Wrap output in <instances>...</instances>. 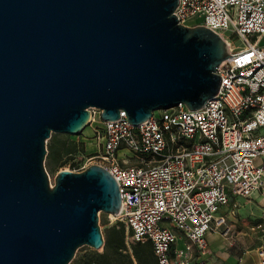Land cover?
I'll use <instances>...</instances> for the list:
<instances>
[{"label": "water", "instance_id": "water-1", "mask_svg": "<svg viewBox=\"0 0 264 264\" xmlns=\"http://www.w3.org/2000/svg\"><path fill=\"white\" fill-rule=\"evenodd\" d=\"M179 0H0V264H71L100 250L99 213L119 186L92 165L45 169L52 134L79 135L92 109L137 126L155 111L201 109L230 55L213 31L180 25Z\"/></svg>", "mask_w": 264, "mask_h": 264}, {"label": "built area", "instance_id": "built-area-1", "mask_svg": "<svg viewBox=\"0 0 264 264\" xmlns=\"http://www.w3.org/2000/svg\"><path fill=\"white\" fill-rule=\"evenodd\" d=\"M175 16L227 44L230 57L216 72L219 93L201 109L179 104L137 126L124 111L116 121L101 120L97 154L81 171L97 164L111 173L122 196L118 219L133 242H151L158 264H208V233L236 243L234 200L264 197V0H179ZM121 150L128 155L119 159ZM251 232L264 264V222Z\"/></svg>", "mask_w": 264, "mask_h": 264}, {"label": "rangeland", "instance_id": "rangeland-1", "mask_svg": "<svg viewBox=\"0 0 264 264\" xmlns=\"http://www.w3.org/2000/svg\"><path fill=\"white\" fill-rule=\"evenodd\" d=\"M226 37L228 38V40L230 42H232L235 46H238L239 48H243L242 42L237 38L232 36L231 32H227L226 33ZM92 117H93V121H91L88 126L85 128V130L80 133L79 135H70V134H52V140H55L57 143H62L65 141H69V142H73L75 144H83L85 146V150L83 152L79 151L72 157H70L68 159L67 164H65L63 167H57V166H49L47 163V159L45 161V169L46 172L48 173L50 180H51V184L54 186V182H55V178L57 176V174L60 171L63 170H69V171H73L76 173L82 172L81 169L87 164V159L90 157H93L97 154V146L95 145V140H94V135L90 138L87 136H83L84 132L91 129L95 128L97 126H101V111L97 110V109H92ZM81 136H83L84 138H86L87 141H84L81 139ZM50 143V140L47 143V149H48V144ZM127 156V152L123 150H121V153H118V158H121L123 156ZM137 160L136 159H131V163H135ZM95 162H98L97 160H95ZM97 165V164H95ZM92 166V165H91ZM90 167V166H89ZM87 167V168H89ZM86 168V169H87ZM241 205L245 206L244 209H242V218H247L248 217V222L250 224L252 223H262L264 222V203H259L257 204V206L254 205H250L248 204V202H246L245 200H242ZM262 215V216H260ZM99 224L101 227V232L103 234V238H104V242L108 240L111 230L113 228L115 229H120L122 227L125 228L126 231V245L127 248L129 250V252L131 253V244L133 242L132 239V234L131 231L128 230L127 226L121 222L117 216L114 215H110V214H106L104 212H100L99 213ZM96 250H93L92 248L85 246L80 248L77 253L76 256L74 258V260L71 262V264H84V258L94 252ZM99 253L104 252V248L98 250Z\"/></svg>", "mask_w": 264, "mask_h": 264}, {"label": "trees", "instance_id": "trees-1", "mask_svg": "<svg viewBox=\"0 0 264 264\" xmlns=\"http://www.w3.org/2000/svg\"><path fill=\"white\" fill-rule=\"evenodd\" d=\"M83 152L85 146L65 141L57 143L50 139L48 144L47 163L49 166L63 167L68 159L77 152ZM104 252L94 251L84 258V264H158L151 242H132L131 253L126 245V231L113 228L107 241L104 242Z\"/></svg>", "mask_w": 264, "mask_h": 264}, {"label": "crops", "instance_id": "crops-1", "mask_svg": "<svg viewBox=\"0 0 264 264\" xmlns=\"http://www.w3.org/2000/svg\"><path fill=\"white\" fill-rule=\"evenodd\" d=\"M261 45L264 46V36L261 39ZM94 131L95 128L91 127V129L84 132L83 136H90L91 138L94 135ZM83 136H81V139L87 141ZM122 158H124V156L119 159ZM242 200L254 206H257L259 203H264V197L261 195H255L251 199L237 198L234 200V202L238 203L236 221L239 224V231L235 239L236 243L235 245H230L219 233H208L207 240L213 252L212 257L208 258V264H259L256 248L253 244V233L251 232V228L258 223L250 224L248 222V217L242 218V209L245 208V206L240 203ZM234 202H232V204ZM229 211L230 207L225 209V213ZM229 219L233 220L230 215ZM178 245L181 246L182 241H180Z\"/></svg>", "mask_w": 264, "mask_h": 264}, {"label": "bare ground", "instance_id": "bare-ground-1", "mask_svg": "<svg viewBox=\"0 0 264 264\" xmlns=\"http://www.w3.org/2000/svg\"><path fill=\"white\" fill-rule=\"evenodd\" d=\"M114 216H117V215H114Z\"/></svg>", "mask_w": 264, "mask_h": 264}]
</instances>
